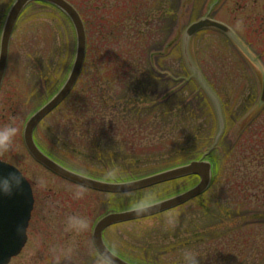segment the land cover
Segmentation results:
<instances>
[{
	"label": "rangeland",
	"instance_id": "1",
	"mask_svg": "<svg viewBox=\"0 0 264 264\" xmlns=\"http://www.w3.org/2000/svg\"><path fill=\"white\" fill-rule=\"evenodd\" d=\"M72 1L80 5L87 30L84 71L67 102L43 121L35 135L42 147L50 150L57 159L98 178L126 180L133 176L141 177L192 159L191 156L188 159L180 158L176 164L168 162V158L172 157L152 162L144 160L146 150L161 146L164 140L176 141L179 145L190 142L192 146L202 148V154L213 147L218 127L217 115L206 94L191 80L183 57V38L192 22L206 16L210 10L212 13L209 17L228 24L253 50L249 54L254 65H257V72L221 32L205 30L192 39L191 55L221 99L227 121L226 133L212 157L221 166L216 188L177 209L118 225L114 228L118 232L114 229L107 232L111 238L117 234L115 239L119 241L117 244L121 254L134 263L183 264L185 250L205 252V245L196 249L197 243L185 244L184 240H190L213 224L208 213L215 202L218 201L220 205L232 204L231 207L244 203L245 210L240 213L249 212L254 206L264 207V109L249 122L253 110L260 105L263 92V81L259 74L264 73V0H126V4L121 0ZM13 2L0 0V38ZM169 5L178 12L176 20L164 17L159 21L157 15L154 17L155 22L151 20L153 13L156 14L162 8L165 12ZM113 19H123L117 24L123 29L120 39L129 40L130 43L128 38L136 37L133 42H139L137 56L129 59H133V64L142 62L145 70L151 69L155 76L144 90H140V96H146L149 103L141 110L139 119L116 113L110 116V113H104L105 108L100 107L99 120L92 121L90 113L83 115L92 122L86 124L83 121L86 118L80 115V111L90 110V99L95 100L100 96L106 100L104 96L107 91L114 95L122 84L120 74L115 75L113 81L108 80L105 74L104 58L112 41L118 39L108 36L105 40V33ZM17 26L6 83L8 87L18 86L25 95L26 91L34 94L23 98L24 110L22 106L15 109L17 113L13 122L19 126L18 121H21L20 133L12 151L0 154V159L16 166L38 187H67L50 177L29 156L23 130L31 111L41 105L46 96L57 91L69 74L76 54V33L67 17L44 3L28 7ZM138 26L142 33L136 36ZM170 40L174 47L165 51ZM34 58H40L42 64L35 66L36 62L33 65L27 60ZM48 70L47 76L45 72ZM45 75L51 82L44 81ZM95 77L98 83L93 82ZM20 79L21 83H18ZM37 91H40L38 99L32 100ZM155 100L160 103L154 108L152 104ZM17 101L19 98H15ZM10 117L7 115L8 119ZM93 124H98L104 133L102 143L108 140L109 146L116 148L115 152L98 155L86 151L87 126ZM80 127L84 130L83 137H80ZM193 133L196 134L194 140L190 137ZM74 137L80 141H75ZM92 141L89 140L90 143ZM34 176L44 181L42 186L34 181ZM199 181L198 177L190 176L132 194L158 192V200H161L191 189ZM128 197L129 194L120 195L115 209L131 208ZM109 198L108 195L103 196L102 204H99L100 199L89 201L90 207L93 205L95 208L94 211L89 209V226L98 216L112 209V197ZM166 217H175V223L166 224ZM244 226L239 224L238 228L229 229L227 233L222 228L220 231L224 233L218 234L221 236V247L220 243L205 246L210 249L201 255L204 256L203 263L227 264V261H233L230 258L232 256L237 264L243 261V264H264V222L246 230H243ZM48 247L51 244H44L38 237L31 235L25 250L11 264H53L58 261L70 264L67 258L58 260L47 255Z\"/></svg>",
	"mask_w": 264,
	"mask_h": 264
},
{
	"label": "water",
	"instance_id": "2",
	"mask_svg": "<svg viewBox=\"0 0 264 264\" xmlns=\"http://www.w3.org/2000/svg\"><path fill=\"white\" fill-rule=\"evenodd\" d=\"M34 2H42L50 4L61 11L72 23L76 33V55L73 63L72 70L61 88V90L41 109H39L27 122L24 130V142L30 155L45 168L55 173L56 175L71 181L75 184L109 194H124L131 193L139 190H144L156 185L171 182L188 176H198L200 178L197 186L192 189L173 196L171 198L157 202L152 211L137 215L133 210L124 211L116 214H110L104 217L96 226L93 239L95 245L100 247L101 250L106 248L102 234L105 229L116 224L127 223L144 218H149L162 214L166 211L178 208L191 200L204 194L212 184V164L209 161H192L189 164L182 165L176 168H172L136 181L127 183H107L97 180H93L81 175H78L52 159L46 156L36 145L34 140V131L37 126L51 114L74 90L80 76L82 74L86 52H87V36L84 23L77 12V10L66 0H16L10 8L6 17L1 41H0V88L5 75L10 40L15 28V25L20 17L21 13ZM203 30H216L226 35L232 43L239 49V51L248 59V61L254 65L252 57L248 50L241 44L237 36L230 28L218 23L208 17H205L193 24H191L183 38V57L187 64V67L191 73L192 78L200 86V89L206 94L208 100L212 104V107L217 115L218 127L217 134L214 140L212 150L219 144L221 137L225 132V121L222 112L221 104L217 96L213 93L211 88L206 83L200 70L198 69L193 56L191 55V42L196 34ZM264 106V78H263V92L260 100V105L257 111ZM0 163H3L0 161ZM5 164V163H3ZM0 164V170H10V165ZM34 208V198L32 188L29 183H25L22 192H18L11 197L0 196V264H10L13 258L18 257L24 249L28 236L27 231L29 223L31 221V215ZM107 249V248H106ZM117 264H130L121 258L115 257Z\"/></svg>",
	"mask_w": 264,
	"mask_h": 264
},
{
	"label": "trees",
	"instance_id": "3",
	"mask_svg": "<svg viewBox=\"0 0 264 264\" xmlns=\"http://www.w3.org/2000/svg\"><path fill=\"white\" fill-rule=\"evenodd\" d=\"M73 5H75L80 13L82 12V9L80 5L76 4L74 1L69 0ZM85 0H82L84 2ZM122 3L126 4V0H121ZM171 5V4H170ZM169 7L167 8V11L163 12L164 9H160L156 14H152L151 20H154L156 15L158 16V20L161 21L162 18L170 19H177L178 18V12L177 10H173V8ZM123 13V12H122ZM123 19L116 20L113 19L111 22L112 25L109 26V30L105 33V40L107 37H115L118 38L117 40L112 41V44L109 47V50H107V54L104 58V61L106 63V69L105 74L108 77V80L113 81L115 79V75L119 74L121 75L122 84L119 88V90L116 91L114 95H111L109 91H107V95L104 96L106 100H102L100 96L96 98L95 100L90 99L89 103V111H80V115L83 116L84 114L90 113L92 115V121L99 120V116L101 115V110L99 111L100 107L105 108L104 113L108 114L110 116H113V113H116L118 115L122 114L124 116H134L136 119L140 118L141 110L144 106L148 105L149 101L147 100L146 96H140V90H144V87L148 86V82L153 80L155 78L152 70H145V65L143 63L139 62L137 64H133V59L130 60L129 58L137 56L136 50L139 48V42L136 41V43L133 42V40L136 38H128L129 40H123V38L120 39L121 36H123L120 32L123 30L122 28L118 27L117 24L122 22ZM115 22V23H114ZM152 25V24H151ZM154 25V24H153ZM139 26L137 27L135 33L136 36H139L142 31L140 30ZM122 43H124V46L122 47ZM122 47V48H121ZM174 47L173 41L170 40L165 47V51H170V49ZM100 74V73H99ZM134 77V78H133ZM97 77L93 79L94 83H98ZM146 91V90H145ZM152 103V102H151ZM160 101L155 100L153 102L152 106L155 108L158 106ZM83 104V103H82ZM87 108V107H86ZM118 108L120 110H118ZM88 109V108H87ZM112 109V110H111ZM129 112V113H128ZM86 118L85 116H83ZM257 118L251 117V119ZM249 120V119H248ZM249 120V121H250ZM84 123H92L89 122L88 119L83 120ZM248 122V121H246ZM89 131H92L93 134L91 135L89 131H87L88 138H87V144L86 147L88 148L86 151L90 152L91 154H104L106 152H115L116 148H112L109 146V141H104L102 143V137L104 136V133L101 129H99L98 124L88 125L87 126ZM80 137H83L84 130H82V127L79 128ZM247 126L244 127V132L246 131ZM107 130L106 132H108ZM167 135V134H166ZM195 133L191 134L190 137L192 140L195 138ZM75 141L79 142L80 139L77 137H74ZM89 140H93L91 143ZM161 146L155 147L151 150H146L147 156L144 160H148L149 162L155 161L157 159H163L167 160L168 157H172L171 159L168 158V162L171 164L178 163L177 161L182 159H188V157L192 159L200 158L202 156L201 149L196 146H192L190 142H185L182 145H179L176 141H168L164 140L162 142ZM191 147H188L190 146ZM139 146V145H138ZM121 148V147H120ZM144 149V148H143ZM49 153H51L50 150H47ZM165 158V159H164ZM189 159V160H192ZM215 168H214V181L211 189H215L217 186V183L220 180L221 172L220 170V162L217 161L216 158H213ZM173 161V162H171ZM254 196V195H253ZM218 202V201H217ZM215 202L212 205V208L209 210L208 216L210 217L209 220L213 221L212 225L207 226L206 230H203L202 233H199V235L192 236V238L186 239L185 244L188 242L197 243L196 249L201 245L205 246H212V245H218L219 248L222 245V242H219L221 239V236L218 234H223L222 228H225L224 230L229 232V229H236L239 227V224L245 225L243 227V230L256 227L257 224H261L264 222V207H255L249 210V212L246 213H240V211L245 210L246 207L243 204L234 206H230L232 204L226 203L225 205H220L219 202ZM216 211V212H215ZM256 224V225H255ZM194 235V234H193ZM225 237V236H224ZM235 243V242H234ZM234 243L231 245L233 246ZM202 246V247H203ZM204 246L203 251H207L210 248H206ZM236 246H234L235 248ZM193 248V246H192ZM218 248V247H216ZM205 252H199V255L205 254ZM219 257V255H217ZM233 259V261H227V264H237V261L235 260V257H230ZM200 264L203 263V259L199 258ZM229 259V258H228ZM264 259V257H263ZM238 263V264H243Z\"/></svg>",
	"mask_w": 264,
	"mask_h": 264
},
{
	"label": "flooded vegetation",
	"instance_id": "4",
	"mask_svg": "<svg viewBox=\"0 0 264 264\" xmlns=\"http://www.w3.org/2000/svg\"><path fill=\"white\" fill-rule=\"evenodd\" d=\"M23 16V15H22ZM22 16L19 18L15 31L13 33L12 39H11V45H10V56L8 59V65L5 72V77L0 89V125H4L6 123L13 122L16 110H18L19 106H22V110L25 109V105L23 106V98H29L32 92L26 91V95L18 86H10L8 87L6 83V78H8V73L11 66V51L14 50V41H15V33L17 31V25L20 22ZM30 61L31 64H35L37 66L39 63L42 64V61L40 58H34V59H27ZM30 65V64H26ZM39 65V67H40ZM38 67V68H39ZM48 70L45 72L48 76L49 74ZM44 76V81L46 83L51 82V79ZM18 83H21L20 81H17ZM46 83H44L46 85ZM41 84H43L41 82ZM46 87V86H45ZM45 87L43 89H45ZM46 90H43L45 92ZM56 92V91H55ZM53 92V93H55ZM52 93V94H53ZM40 94V91L35 92V96L32 97V100L38 99ZM41 97V96H40ZM15 98H19V101L15 102ZM50 98V96H46L45 101L38 107L44 105L47 100ZM37 107V108H38ZM37 108H35L32 112H34ZM7 115H10L11 117L8 119ZM19 127L21 124V121H18ZM38 165V164H37ZM40 168H42L50 177H52L55 181H57L59 184H65L67 187H38L35 183L31 182L32 190H33V196H34V209L32 212V218L30 221V225L28 228V242L30 239V236L38 237L39 240L42 242H47V244H51V247H48V250L46 251L47 255H50V257L54 259H61L66 258L63 255V250L71 247L72 253L70 257H67L69 259L70 264H95V259L93 256V251L95 249V244L93 241V231L94 228L98 222V220L106 215H100L98 216L94 222L89 226L88 230L86 232L77 234L75 232H72L66 228V221L67 218L70 215H80L88 218L89 209L91 211H94V206L90 207L91 203L89 202L91 199H100L99 204L103 203V196L105 194L93 191L91 189H87L78 185H75L56 174L48 171L47 169L43 168L42 166L38 165ZM83 190L84 197L82 199H74L75 192ZM101 197V198H94ZM111 199L112 197V209L110 211L106 212L111 213L115 211V205L118 207L119 203V195H108ZM109 201V200H108ZM40 227H38L37 225ZM45 226V227H44ZM117 226H112L108 229H106L103 233V242L106 245V247L113 251V254L116 256H121L120 253V246L117 244L119 241L116 240V235H114L113 238L109 236L107 233L109 230L114 229ZM115 232H118V229H114ZM33 233V234H32ZM118 241V242H117ZM116 243L118 246L116 249H112V244ZM58 259V260H59ZM53 264H62L61 261L54 262Z\"/></svg>",
	"mask_w": 264,
	"mask_h": 264
},
{
	"label": "clouds",
	"instance_id": "5",
	"mask_svg": "<svg viewBox=\"0 0 264 264\" xmlns=\"http://www.w3.org/2000/svg\"><path fill=\"white\" fill-rule=\"evenodd\" d=\"M19 133L20 128L15 122L0 125V154H7L12 151L15 139ZM33 179L41 186L44 183L39 177L34 176ZM26 182L28 183L25 174L14 167H10L8 171L0 170V196L11 197L18 192H22ZM83 197V190H79L74 194V199H82ZM159 198L160 194L158 192H146L142 195L129 194L128 197L130 206L137 215L151 212ZM165 223L173 225L175 223V217H166ZM89 224L90 221L87 217L70 215L66 221V228L80 234L88 230ZM117 246L116 243H113L112 249H116ZM72 251V248L69 247L63 250V255L66 258L70 257ZM93 256L95 264H117L113 251L109 249L103 248L101 250L100 247L96 246L93 251ZM198 257L203 258L204 256L192 250H185L182 257L183 264H200Z\"/></svg>",
	"mask_w": 264,
	"mask_h": 264
}]
</instances>
